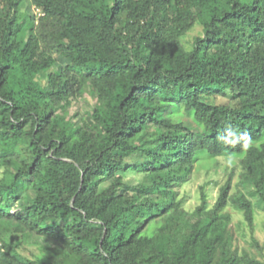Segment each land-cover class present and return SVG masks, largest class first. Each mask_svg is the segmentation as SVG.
Segmentation results:
<instances>
[{
    "label": "trees",
    "instance_id": "1",
    "mask_svg": "<svg viewBox=\"0 0 264 264\" xmlns=\"http://www.w3.org/2000/svg\"><path fill=\"white\" fill-rule=\"evenodd\" d=\"M221 156L242 189L187 208L179 187ZM250 197L264 0H0V264H264L235 244Z\"/></svg>",
    "mask_w": 264,
    "mask_h": 264
},
{
    "label": "rangeland",
    "instance_id": "2",
    "mask_svg": "<svg viewBox=\"0 0 264 264\" xmlns=\"http://www.w3.org/2000/svg\"><path fill=\"white\" fill-rule=\"evenodd\" d=\"M202 33V27L196 25L188 34L186 39L192 41L196 35ZM243 167L240 158L221 156L212 161H203L197 165L191 180L179 187L181 195L186 196L185 206L189 209L194 208L199 202L200 188L206 186L210 195V202L213 203L218 195L219 189L229 178L232 181V193L240 186ZM128 177H132V172L127 173ZM255 202V221L254 227H249L244 222L241 212H238L233 206H229L228 210L233 214V229L235 232V244L240 249H246L254 255L264 256V207L258 198L250 197ZM253 236L259 241V245L254 244ZM261 248V250H260Z\"/></svg>",
    "mask_w": 264,
    "mask_h": 264
}]
</instances>
